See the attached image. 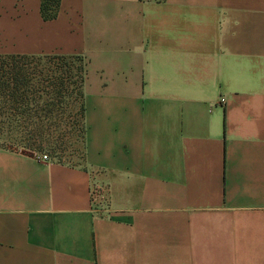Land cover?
I'll use <instances>...</instances> for the list:
<instances>
[{"label":"crops","instance_id":"obj_1","mask_svg":"<svg viewBox=\"0 0 264 264\" xmlns=\"http://www.w3.org/2000/svg\"><path fill=\"white\" fill-rule=\"evenodd\" d=\"M11 56L8 106L46 108L51 58L109 95L80 164L0 146V264H264V0H0Z\"/></svg>","mask_w":264,"mask_h":264},{"label":"rangeland","instance_id":"obj_2","mask_svg":"<svg viewBox=\"0 0 264 264\" xmlns=\"http://www.w3.org/2000/svg\"><path fill=\"white\" fill-rule=\"evenodd\" d=\"M86 63V60L77 57L43 61L41 83L51 95L41 104L47 108L50 106L53 113H45L44 108L40 114L27 116L9 110L12 127L8 134L6 132L2 135L0 132V146L47 154L59 163L80 164L85 153V125L81 111L84 106L83 97L85 102L92 103L98 101L97 98L109 95L101 90L95 91L94 83L100 76L94 62H90L87 71ZM83 69L84 73L81 74ZM86 72L87 80L83 89L82 76L86 77ZM35 83L38 80H31L29 86ZM62 90L66 93L59 96ZM114 97L117 98V95ZM4 101L6 99L0 98V104ZM13 108V105L8 106V109Z\"/></svg>","mask_w":264,"mask_h":264},{"label":"trees","instance_id":"obj_3","mask_svg":"<svg viewBox=\"0 0 264 264\" xmlns=\"http://www.w3.org/2000/svg\"><path fill=\"white\" fill-rule=\"evenodd\" d=\"M44 11H46V8H43ZM18 57L11 56V57H0V98H3L4 101L3 103L0 104V132L5 134L10 131L12 127V122L10 120V111L13 110L15 111L18 115H26L30 116L32 113H35V110L28 108V107H19V108H13V109H8V95L9 97H13V94H18V96L21 99H25L24 94L27 91V86L29 85V80L27 73L23 72V68L18 66L16 64V59ZM61 59V58H58ZM84 73V69L81 70V74ZM86 77L82 76V86L84 85ZM64 89V88H63ZM67 91V90H66ZM21 92V93H20ZM63 93H66L65 91L59 92V96H62ZM23 95V96H21ZM23 97V98H22ZM54 110L50 106L44 110L45 113L51 114L53 113ZM81 111L85 113V108L84 106L81 108ZM38 110H36V113ZM31 125V124H30ZM33 125V124H32Z\"/></svg>","mask_w":264,"mask_h":264},{"label":"built area","instance_id":"obj_4","mask_svg":"<svg viewBox=\"0 0 264 264\" xmlns=\"http://www.w3.org/2000/svg\"><path fill=\"white\" fill-rule=\"evenodd\" d=\"M43 161H50V157L47 154H43ZM108 188L101 184H92L90 188V205L94 212L105 213L109 211V197Z\"/></svg>","mask_w":264,"mask_h":264}]
</instances>
